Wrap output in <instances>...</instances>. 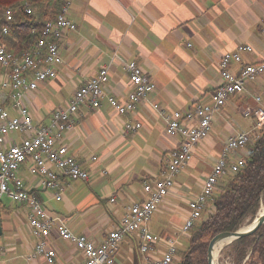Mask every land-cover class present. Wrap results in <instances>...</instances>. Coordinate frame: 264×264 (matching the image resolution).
<instances>
[{"label": "crops", "instance_id": "1", "mask_svg": "<svg viewBox=\"0 0 264 264\" xmlns=\"http://www.w3.org/2000/svg\"><path fill=\"white\" fill-rule=\"evenodd\" d=\"M65 1L76 27L64 32L58 41L62 63L56 76L40 82L27 99L35 123H48L53 110L66 106L74 90L104 65L109 66L104 95H113L121 102L131 90L124 62L134 60L155 84L134 110L122 114L113 110L105 96L96 108L88 102L80 104L74 127L62 142L89 177L62 179L60 199L43 188L40 177L30 175L25 166L19 171L44 208L61 217L73 232L99 243L118 226L128 205L146 198L143 183L160 176L168 151L177 146L178 137L165 132L167 116L198 102H210L220 82L219 57L245 43L252 45L253 51L241 52L244 63L264 58V0ZM239 68V63L230 62L233 73ZM257 106H264V73L245 83L241 92L232 94L215 112L209 136L193 147L191 161L173 176V186L148 222L156 239L173 238L178 252L185 248L188 232L180 230L189 212L187 203L199 193L227 137L255 131L254 116L244 112ZM136 122L140 127H126V123ZM10 204L14 226L10 227L2 199L0 217L7 231L16 232L19 249L15 245L2 248V264L6 260L12 264H49L33 253L35 238L27 222L26 205ZM22 224L27 225L32 242L22 237ZM163 240L155 243L158 255L165 250ZM50 241L56 250L51 264H83V253L72 244L54 234ZM138 247V233L124 234L114 264H150L151 254H142ZM7 253L10 258H5Z\"/></svg>", "mask_w": 264, "mask_h": 264}, {"label": "built area", "instance_id": "2", "mask_svg": "<svg viewBox=\"0 0 264 264\" xmlns=\"http://www.w3.org/2000/svg\"><path fill=\"white\" fill-rule=\"evenodd\" d=\"M24 8L31 13L27 2H24ZM4 13L6 21H10L13 9L6 7ZM75 27L68 16L66 1L55 17L44 23L43 36L32 48L18 55L0 43V201L7 196L26 205L27 222L35 238L33 253L44 257L49 264L56 257V250L50 241L53 234L80 250L84 255L83 264H114L121 239L124 234L132 232L138 233L139 251L151 254L150 264H173L177 252L175 239H156L149 230L148 222L173 186L175 173L191 161L193 147L209 136L215 112L232 94L241 92L245 83L264 73V58L255 63H244L241 52L253 51L252 45L245 43L219 57L220 82L211 93L210 102H198L189 109L175 110L167 116L165 132L178 137L177 146L168 151L160 176L143 183L146 198L128 205L118 226L109 230L108 235L97 243L85 234L73 232L61 217L44 208L19 174L25 166L30 175L40 177L43 188L52 190L57 200L64 190L62 179L87 180L89 177L62 140L65 133L74 127V117L80 104L88 102L94 108L100 105V99L105 96L103 86L108 80L109 66L100 67L95 75L77 87L66 106L53 110L48 123H35L27 106L29 95L39 83L56 76L57 66L62 63L58 41L64 32ZM7 31L8 26L4 25L2 32ZM230 62L240 64L237 73L229 69ZM124 67L131 83L127 99L121 102L113 95L105 96L119 114L134 110L155 88L151 77L134 60L124 62ZM244 113L254 116L256 131L264 127V106H257L253 111L247 109ZM140 125L139 122L126 123V127L132 130ZM13 132L22 136L16 139L9 137ZM252 135L250 131H243L227 137L199 193L187 203L189 212L180 232H188L196 221L210 213L209 200L219 179L243 167L245 159L241 153ZM161 238L164 239L165 250L158 255L154 246Z\"/></svg>", "mask_w": 264, "mask_h": 264}, {"label": "trees", "instance_id": "3", "mask_svg": "<svg viewBox=\"0 0 264 264\" xmlns=\"http://www.w3.org/2000/svg\"><path fill=\"white\" fill-rule=\"evenodd\" d=\"M27 2L31 13L24 8ZM65 0H0V43L20 55L43 36L44 23L58 13ZM11 7L13 17L6 21L4 9ZM53 15V16H52ZM4 25L7 33L2 32ZM243 167L217 184L209 200L210 213L188 231L184 249L177 251L173 264H207L210 239L223 231L248 225L264 206V127L255 131L241 153ZM215 244L214 251L223 242ZM220 260L230 264H264V222L251 235L232 240L220 251Z\"/></svg>", "mask_w": 264, "mask_h": 264}, {"label": "rangeland", "instance_id": "4", "mask_svg": "<svg viewBox=\"0 0 264 264\" xmlns=\"http://www.w3.org/2000/svg\"><path fill=\"white\" fill-rule=\"evenodd\" d=\"M256 131V130H255ZM255 131H253V132H251V133H254ZM11 135H17L18 136V138H20L22 135L20 134V133H17V132H13V133H11ZM5 138H8L7 136L5 137ZM229 175V174H228ZM228 175H226V177L228 176ZM226 177H224V178H221V179H219V181H218V183L217 184H221V182L226 178ZM2 201H3V203H4V205L6 206V209L8 210V216H9V223L11 224V226L10 227H13L14 226V219H15V217H14V208H12L11 207V204H10V202H12L13 200H11L10 198H8L7 196H3L2 197ZM14 203V202H13ZM262 208H264V206H262L261 208H260V210H262ZM259 210V211H260ZM2 214V213H1ZM155 217V216H154ZM153 217V218H154ZM1 219V228H2V230H3V232L0 234V246H1V248H3V249H8L9 248V246H11V245H15V248H17V249H19V243H16L15 242V231H14V229H11V230H6V228H5V220H4V218H3V216H1L0 217ZM24 223H26V222H24ZM248 225V223H246L245 225H243L242 227H244V226H247ZM180 230V229H179ZM20 231H21V233L23 234L22 235V237H24V239H25V242H32L34 239H33V237H32V235H30V233H29V231H28V229H27V225L25 226V224H22L21 225V227H20ZM228 244V243H227ZM227 244H225L224 246H226ZM53 246H54V244H53ZM224 246L221 248V250L224 248ZM180 247H184L182 244H181V246ZM220 250V251H221ZM9 251V250H8ZM220 251H219V253H218V255H217V259H216V261H217V264H230L227 260H220L219 259V256H220ZM11 257V255H10V253H7V254H5V258H10ZM177 257H178V254H177ZM176 257V258H177ZM4 264H12V261H7L6 260V262L4 263ZM140 264H142L141 262H140Z\"/></svg>", "mask_w": 264, "mask_h": 264}, {"label": "water", "instance_id": "5", "mask_svg": "<svg viewBox=\"0 0 264 264\" xmlns=\"http://www.w3.org/2000/svg\"><path fill=\"white\" fill-rule=\"evenodd\" d=\"M264 222V211L258 212L257 216L254 220L247 226H244L235 230V231H223L220 233L215 234L209 241L207 247V264H213V250L215 244L223 239H229L231 242L232 240L238 239L240 237L248 236L253 234L258 227ZM0 234H1V220H0ZM228 242V243H229Z\"/></svg>", "mask_w": 264, "mask_h": 264}, {"label": "bare ground", "instance_id": "6", "mask_svg": "<svg viewBox=\"0 0 264 264\" xmlns=\"http://www.w3.org/2000/svg\"><path fill=\"white\" fill-rule=\"evenodd\" d=\"M264 211V208H262V210H260V212ZM244 228V227H243ZM224 241L216 248V250L214 251V254H213V264H217V255L219 253V251L221 250V248L227 244L230 240L229 239H223Z\"/></svg>", "mask_w": 264, "mask_h": 264}]
</instances>
